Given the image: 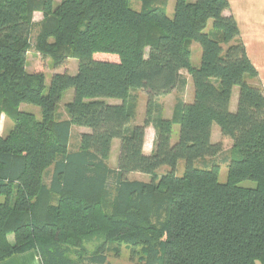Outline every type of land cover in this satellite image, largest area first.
I'll return each mask as SVG.
<instances>
[{
	"label": "trees",
	"instance_id": "16d2710c",
	"mask_svg": "<svg viewBox=\"0 0 264 264\" xmlns=\"http://www.w3.org/2000/svg\"><path fill=\"white\" fill-rule=\"evenodd\" d=\"M167 3L0 0V116L13 123L0 134V262L35 251L41 264H109L106 245L115 243L132 260L139 249V264H264V89L249 82L258 73L228 0H175L171 18ZM36 12L43 19L31 45ZM31 47L54 67L76 60V74L53 73L46 87L42 72L26 69ZM182 72L193 98H177L165 118L157 97L184 92ZM138 91L146 95L141 124ZM214 124L231 145L225 153L211 139ZM72 127L88 129L75 150ZM113 140L116 170L107 165Z\"/></svg>",
	"mask_w": 264,
	"mask_h": 264
},
{
	"label": "rangeland",
	"instance_id": "374dc122",
	"mask_svg": "<svg viewBox=\"0 0 264 264\" xmlns=\"http://www.w3.org/2000/svg\"><path fill=\"white\" fill-rule=\"evenodd\" d=\"M189 2H194V0H188ZM59 0L54 1V6L58 5ZM174 4L175 0H168L167 7H166V15L171 18L174 13ZM130 6L135 9L139 10L140 4L138 2H131ZM211 26V22L208 23L207 29H209ZM37 26H33L31 29V34H30V44L33 45L34 38H35V32L37 31ZM200 55H201V49L198 44H193L192 45V55H191V63L194 67H197L200 62ZM100 60H110L108 57H98ZM77 65L78 62L76 60H69L67 61L64 65L60 67H54L53 62L48 59V58H43L39 54H37L33 47L29 50L27 56H26V66H27V71L28 72H33V71H39L42 72L45 76V83L46 87L49 85L50 78L53 75V73H61V72H68L69 75H75L77 72ZM182 76L186 79L187 85L184 89V92H180L179 90H175L172 93L168 95H161L157 97L158 103L161 105L163 109V116L165 118H170L172 115V110L173 106L175 104V101L177 98L181 97L184 101H188L191 93V87L188 82V75L186 72L181 73ZM138 101H137V108H136V117L135 120L137 122H142L144 120L145 116V106H146V95L143 91H138L136 92ZM73 96V91L69 90L64 93V96L62 98V101L60 102V105L58 107V113L61 114V116H64V105L65 103L69 102L72 99ZM108 102L114 104L118 103V101L115 100H108ZM22 110L26 112H30L33 114L40 116V111L38 108L30 106V105H22ZM13 123L12 121L8 120L5 118L3 115L0 116V134L4 135L8 129L12 127ZM151 127V126H150ZM79 128V127H77ZM217 130L219 131L218 127L216 126ZM74 133L71 136L70 140V149H74L75 143L77 139H79V132L80 129H76L73 131ZM178 137V127L174 126L173 131H172V136H171V141L172 143L176 142ZM152 144L149 146L151 147ZM223 153L228 151L230 144L228 143H223ZM146 147V148H150ZM118 151H119V142L116 143V147L114 150L113 155L111 156V159L108 161L109 166H114L117 163V158H118ZM223 155L219 156L216 158L217 161L221 160ZM183 163L180 162L178 166V172L177 174L179 175L181 173ZM221 169L219 172L218 180L220 183H224L226 181L227 177V169L225 167V164H221ZM165 170V168L160 169L157 171L158 173L162 172ZM131 179H138L140 181H147L149 180V176L147 175H142V174H136L132 175ZM243 186H253L251 182H244L242 183ZM11 239V238H10ZM12 240V239H11ZM95 243L96 242H91L87 244L86 248L89 251H92L95 249ZM106 254L108 256V262L109 264H139V256H140V250H136V257L134 259H131V250L129 247H126L125 245H116L115 243H109L106 245ZM115 251L118 252V257H115Z\"/></svg>",
	"mask_w": 264,
	"mask_h": 264
},
{
	"label": "crops",
	"instance_id": "0c3cea01",
	"mask_svg": "<svg viewBox=\"0 0 264 264\" xmlns=\"http://www.w3.org/2000/svg\"><path fill=\"white\" fill-rule=\"evenodd\" d=\"M228 3H229L228 14H231L234 17L240 33V38L246 50L247 57L258 73V78L256 80H250L249 82L253 85H259L264 89V0H228ZM42 19L43 16L41 13L39 12L34 13L33 26L38 27ZM188 82L191 87V93L188 99L189 102L193 98V86L190 77L188 79ZM237 100H238V90L237 88H234L230 100V111L234 112L236 110ZM65 118L66 115L63 117V119ZM135 123L141 124L142 122H137L135 120ZM76 129H80L79 135L88 132V129L85 128L72 127L71 136L74 133L73 131ZM154 138H155L154 129L152 127H148L145 130V143H144V153L147 155L150 154L152 151ZM211 139L213 142L222 141L223 143L230 144L228 141L222 140L220 131L217 130L215 124L212 126ZM78 142L79 139H77L73 150L77 148ZM118 142H119L118 140H113L111 145L109 160L111 159V156L113 155L116 147V143ZM150 144H152L151 147L149 146ZM146 147H150V148H146ZM107 165L111 170H116L117 168V163L112 167L109 166L108 162ZM132 175H136V174L128 175V179L140 181L138 179H131ZM148 181L149 180L142 182H148ZM10 241L12 240L10 239ZM0 264H41V262L35 251H29L23 254L14 255L6 259L5 261L0 262Z\"/></svg>",
	"mask_w": 264,
	"mask_h": 264
}]
</instances>
